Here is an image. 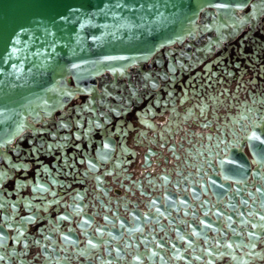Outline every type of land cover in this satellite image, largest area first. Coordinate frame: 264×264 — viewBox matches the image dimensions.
Returning a JSON list of instances; mask_svg holds the SVG:
<instances>
[{"label": "water", "instance_id": "1", "mask_svg": "<svg viewBox=\"0 0 264 264\" xmlns=\"http://www.w3.org/2000/svg\"><path fill=\"white\" fill-rule=\"evenodd\" d=\"M0 264H264V0H0Z\"/></svg>", "mask_w": 264, "mask_h": 264}, {"label": "flooded vegetation", "instance_id": "2", "mask_svg": "<svg viewBox=\"0 0 264 264\" xmlns=\"http://www.w3.org/2000/svg\"><path fill=\"white\" fill-rule=\"evenodd\" d=\"M0 148L2 149V151H6V147L5 146H0Z\"/></svg>", "mask_w": 264, "mask_h": 264}]
</instances>
